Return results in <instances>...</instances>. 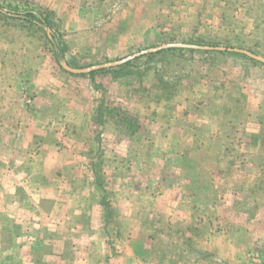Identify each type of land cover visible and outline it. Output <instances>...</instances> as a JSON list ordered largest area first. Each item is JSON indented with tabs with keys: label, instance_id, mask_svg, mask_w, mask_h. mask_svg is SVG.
I'll return each mask as SVG.
<instances>
[{
	"label": "rangeland",
	"instance_id": "rangeland-1",
	"mask_svg": "<svg viewBox=\"0 0 264 264\" xmlns=\"http://www.w3.org/2000/svg\"><path fill=\"white\" fill-rule=\"evenodd\" d=\"M88 1H91L89 5H93L94 10L85 12L91 17L86 19L84 16L82 20L84 25L89 24L86 28L88 32L84 31L79 37H76L78 34L74 36L73 32L65 33L61 26V18L64 17L53 10L56 22L53 21V28L49 27L50 34L55 32L63 41L66 36L68 39L76 38L74 42L69 41L65 51L61 50V62L56 58L51 44L46 39L47 35L42 30L32 32L30 28L17 27L13 22L4 24L5 17V21L1 18L0 65L7 67L6 64L11 63L14 58L13 68L17 70L18 65L23 63L24 70L33 74L39 70L38 67L50 70L60 66L62 62L74 68H87L121 60L142 50L168 43L201 40L208 43L207 46L228 49V52L209 55L211 60L208 59L209 56L203 58L197 55L192 63L173 55L161 59L145 58L138 62L140 69L149 65L153 67L145 80L129 71L121 74L113 71L99 72L77 89L84 90V97L86 90H94L98 103L99 99L104 97L105 107L108 109L114 112L127 111L138 117V135L135 136L138 138L135 140V137L130 138L136 133L131 136L124 133L116 122L115 115L109 114L107 122L101 126L110 134L117 133L118 138H113L111 134L104 137L106 140H102L101 144L96 140L92 142L95 149L89 155L78 157L83 166L91 164L93 159H98L101 165L104 164L106 170L101 174L90 171L86 175H78L77 179L95 180L98 175V179L103 180L105 193L109 191L106 187L119 189L120 194L112 195V199L120 203L119 207L124 210L125 215L130 211L131 204L127 201L129 193L134 191L138 195L137 201L140 203H136V219L128 221L123 217L115 218V222L121 223L123 227L122 239H128V234H123L131 222L137 228H143L144 222H148L149 229H164L165 239L168 241L170 231L171 236L180 235L178 232L173 233L174 229L189 230L195 227L198 229L197 239H205L210 230H215L221 232V240L217 244L218 254L222 256L219 257L223 258L222 262L228 264L225 235H228V229L237 226L241 216L249 218L247 221L242 219L240 224L246 222L249 226L250 233L253 234L251 243L253 239L257 241L254 236L257 233H260L258 240L264 239V145L254 136V132L264 128V123L258 122L260 115L261 122H264V65L253 62L249 57L230 53L231 48H239L264 57V0ZM67 2L69 0H0V8L3 14L10 15L12 10L17 8L51 10V6L59 9ZM105 22L112 25H107V43L104 46L95 48L92 44H78L79 39L83 37L88 36L90 40L100 37V34L95 35L93 31L99 33L102 28L100 25ZM16 52L21 57V64L16 62ZM173 62H179L180 67H176ZM189 64H195L194 79L189 77L184 80L186 89L183 88L181 93L169 100L174 105L171 113L175 114L166 123L162 118L161 103L155 96L143 92L139 93V96L133 91L141 84L152 88V72L156 66L167 65L169 71H174V68L184 69ZM9 68L11 69V65ZM131 68L136 70V65ZM216 86L222 88L216 94L219 97L214 100L211 94ZM40 89L42 87L38 88ZM57 90L61 94L60 99H63L62 94H76L66 87ZM25 92L29 93L26 100H31L29 95L33 91ZM64 101V108L52 110L53 117L68 113L70 102ZM199 101L212 105L214 109L219 105L218 109L228 116V122L225 124L216 116L217 120H202L200 110L195 106ZM218 102L222 103L223 107ZM31 104L26 103V116L31 112L35 113ZM185 110L188 114L184 118ZM48 111L50 109H44L40 113L45 115ZM155 112L158 114L154 115ZM95 114L96 109L89 120L93 119ZM86 123L87 120L85 125ZM56 127L59 128L60 125L56 124ZM202 127H210L213 135L219 133L216 136L218 139L216 138L214 143L208 142L209 147H195L192 150L196 135L199 134L198 129ZM98 128L101 130L100 125ZM98 128L95 133L99 131ZM76 131L75 136L80 139L82 134H85L84 131L82 134L79 132L80 128ZM231 136L233 139H228ZM169 137L178 140L172 141ZM41 146L44 147V144ZM96 149H99L101 155H96ZM103 158L106 160L103 161ZM152 187L157 188L154 190ZM158 188L161 190H157ZM150 190L153 196H159L158 199L148 200L147 197V201L143 202L145 198L139 195L149 193ZM4 191L5 189H0V196ZM101 205L107 211H110L109 207H113L112 204ZM146 211L148 217H151L148 220L144 218ZM151 213L152 216H149ZM193 213L198 217L197 220H185L189 219L188 214L193 217ZM110 217L112 216L107 218ZM181 242L182 239L178 244ZM257 245L259 244L255 242L253 247L249 246L247 257H256L257 252L253 251H256ZM245 264L252 262L249 260Z\"/></svg>",
	"mask_w": 264,
	"mask_h": 264
},
{
	"label": "crops",
	"instance_id": "crops-1",
	"mask_svg": "<svg viewBox=\"0 0 264 264\" xmlns=\"http://www.w3.org/2000/svg\"><path fill=\"white\" fill-rule=\"evenodd\" d=\"M89 3L91 1L69 0L62 8L51 6L50 11L64 17L61 18V26L65 33L73 32L79 37L84 31L88 32L89 24L84 25L82 20L84 16L91 18L85 14L94 10ZM107 25L112 24L105 22L100 25L99 33L93 31L95 35L100 34L97 39L83 37L78 44H92L95 48L104 46L107 43ZM75 39L66 36L64 42L69 45V41L74 42ZM15 55L16 62L21 64L19 53ZM10 62L7 67L0 65V189H5L0 196V264H227L218 254L221 232L215 230H210L205 239H197L198 230L183 229L193 237V243L180 244L183 251L180 256L160 255V246L153 237L158 233L147 227L148 222H144L143 228H137L131 222L123 234H128V239H122L123 227L115 222V218L135 220L136 203H140L138 195L134 191L129 193L130 211L125 215L120 203L112 199V195L120 194L119 189L106 187L109 191L105 193L103 180H99L98 175L95 180L77 179L78 175H86L90 171L101 174L106 170L98 159H93L89 164L91 167L80 164L78 157L89 155L95 149L92 142L98 140L101 144L111 134L118 138L117 133L110 134L101 125L100 130L98 123L89 120L98 105V98L95 99L94 90H86L84 97V90L77 89L92 77L72 72L62 63L50 70L38 67V71L30 74L24 70L23 63L16 70L13 68L14 58ZM40 87L45 94L42 89L38 90ZM60 87L70 88L76 94H62L63 99H60L61 94L57 90ZM26 90L33 91L29 103L35 108V113L28 116L25 113L28 106L26 95L29 94ZM64 100L70 102L68 113L53 117L52 110L64 108ZM44 109H50L48 114L40 113ZM84 120L88 121L86 125ZM56 124L60 127L57 128ZM75 128H80L81 134L85 132L81 139L75 136ZM96 128L99 131L95 133ZM152 188L155 190L157 187ZM151 190L139 195L145 198L143 202L158 199L159 196H153ZM101 204H112L113 207L107 211ZM144 214L145 220L151 218L147 211ZM110 215L112 217L107 218ZM191 215L188 214L189 219L185 220H197L194 213L193 217ZM239 219L237 226L228 229V235H225L228 264H245L249 260L252 264H264V239L258 240L260 233H257L254 235L257 241L253 239L251 243L253 234L249 226L246 222L240 224L242 219L247 221L249 218L241 216ZM177 231L174 229L172 232ZM255 242L259 244L253 251L257 252V260L247 257L249 246L253 247ZM169 250L166 247V251Z\"/></svg>",
	"mask_w": 264,
	"mask_h": 264
},
{
	"label": "trees",
	"instance_id": "trees-1",
	"mask_svg": "<svg viewBox=\"0 0 264 264\" xmlns=\"http://www.w3.org/2000/svg\"><path fill=\"white\" fill-rule=\"evenodd\" d=\"M5 17V20L3 19ZM1 18L5 21L4 24L13 22L18 26H22L23 29L26 28H30L32 30V32H37L38 30H42L47 36L46 39L47 41L51 44L54 54L56 55V58L59 60L60 56H61V50L65 51L66 50V44L63 41V39L61 40L57 34L51 33L49 34L47 32V28H53V21H55V17H54V12L50 11L48 9L45 8H40V9H33V8H17V9H13L10 15H5L3 14V10L0 8V20ZM7 22V23H6ZM56 22V21H55ZM21 27V28H22ZM34 34V33H33ZM187 44H194V45H209L208 43H205V41H189V42H184ZM224 50H220V49H201V48H192V47H170V48H163L160 49L158 51L155 52H149V53H145L142 54L140 56L135 57L134 59H131L123 64L117 65V66H111V67H106V68H100V69H96V70H92L90 72L87 73H83L84 75H90L91 77H93L96 73L99 72H116V73H122L124 71H129V73H135L137 74L138 78H140L141 80H145V78L147 76H149V72L151 71V69L153 68L152 66H148V67H143L142 69H140L139 67V61L142 59H149V58H165L167 55H173V56H177V57H181V58H185L189 61H194L197 55H201V57L206 58L209 55H215L216 53H224V52H228V49ZM230 53H234V54H239V55H243L246 57H249L253 62L255 63H259V64H263L264 62L259 61L245 53H241L239 51H235L232 50ZM206 55V56H205ZM208 59L211 60V57L209 56ZM174 64H176V67H180V63H176L173 62ZM136 65V70H132L131 67H134ZM169 65V64H168ZM62 67V66H61ZM169 67L166 65L165 67L161 66L155 67V70L152 72V78L154 79V84L152 86V88H147L145 85H140L138 88H136L133 92H136L135 94L138 95L139 93H148V94H152L153 96H155V98H157L159 100V102L161 103V114H162V118H164L166 120V123L169 121V118H172L174 116L175 113H171L172 110H174V105L169 101L171 99L172 96H176L179 93H181V91L183 90V88L186 89V85L183 82L184 80H187V78L189 77H194V73H195V64H189V66L184 67V69H175L174 71H169L168 69ZM194 79V78H193ZM99 87V86H98ZM222 86L218 87L216 86L215 89H213L212 91V98H214V100L216 98L219 97V95H216L218 92L221 91ZM27 89H29L27 87ZM141 94H139L140 96ZM163 96H165L166 98H164ZM221 96V95H220ZM29 97H31V94L29 95ZM216 97V98H215ZM105 98L102 97V99H99L100 102L98 103V105L96 106V116H94L93 120L98 123L99 125H103L107 122L108 117H110L109 114L115 115L116 119H117V123L120 126L121 130L126 133L127 135H134L135 133H137L138 128H139V123H138V117L137 115H133V114H129L127 111H118V112H114L112 111V109H108V107H105ZM209 102L210 99L208 98ZM219 103V102H218ZM221 107H223L222 103H219ZM196 108H198L200 110V113L202 115V117H200L202 120H217V118L219 119V121L223 120V123H227L228 122V116L225 114V112L223 113L219 108V105H217V108L214 109V107L208 103H205L204 101H199L196 105ZM169 111V112H168ZM158 113L155 112L154 115H157ZM188 114V111L185 110L183 113V117L185 118ZM217 118H216V117ZM261 118L262 116H259V123H264L263 121L261 122ZM232 122L229 121L228 124H230ZM209 124V123H208ZM206 124V126L208 125ZM211 126V125H210ZM199 134L196 135L197 139L195 138L194 141V145H193V149H195V147L197 149L199 148H204V147H209V143H214V141L216 140V138L218 139V134L213 135V131L212 129H204L199 128L198 129ZM219 132V131H218ZM254 136L256 139H260V142H262V144L264 145V128L261 127L260 131L258 132H254ZM170 139H172V137H169ZM155 139L157 140V137H155ZM228 139H233V136L228 137ZM174 140H178V138H173L172 141ZM181 140V139H180ZM209 142V143H208ZM207 143V145H205ZM154 225V223H153ZM155 226V225H154ZM195 228V227H194ZM196 230H198L197 228H195ZM164 229L162 228H158L156 229V232L158 233V235H154L153 237L156 238V240L158 241V243H156L158 246H160V255L166 256L168 254L172 255V256H180L183 254V251L181 250V245L178 244L181 239L182 242L181 244H188V245H192L193 243V237L192 236H188L184 231H182L183 229H178V234L180 233L179 236L174 237V235L171 236V231L169 232L168 235V239L170 241H168L167 239H165V234H164ZM190 230H193V228H190ZM184 232V233H183ZM175 233V232H174ZM160 236V237H159ZM174 238H177L174 239ZM180 240V241H179ZM166 247H168L170 250L166 251Z\"/></svg>",
	"mask_w": 264,
	"mask_h": 264
},
{
	"label": "water",
	"instance_id": "water-1",
	"mask_svg": "<svg viewBox=\"0 0 264 264\" xmlns=\"http://www.w3.org/2000/svg\"><path fill=\"white\" fill-rule=\"evenodd\" d=\"M47 32L50 34L49 28H47ZM170 47H192V48H201V49H214V48H216V49H221V50L225 49L224 47H211V46H202V45H194V44H187V43H168V44L160 45L158 47H153V48H149L146 50H142L138 53L132 54V55H130L124 59H121V60L112 61V62L103 63V64H98V65H94V66L87 67V68H73L70 65H68L66 62H62V64L66 69H68L72 72L87 73V72H90L92 70H96V69H100V68L117 66V65L123 64V63H125L131 59H134L135 57L140 56L142 54L149 53V52H155V51H158L160 49L170 48ZM230 50L240 51V52L245 53V54H247V55H249V56H251V57H253L259 61L264 62L263 56L256 55L249 50H244V49H239V48H231Z\"/></svg>",
	"mask_w": 264,
	"mask_h": 264
},
{
	"label": "built area",
	"instance_id": "built-area-1",
	"mask_svg": "<svg viewBox=\"0 0 264 264\" xmlns=\"http://www.w3.org/2000/svg\"><path fill=\"white\" fill-rule=\"evenodd\" d=\"M28 102H30V100H28ZM254 259L257 260L258 259V256L256 255V257H254Z\"/></svg>",
	"mask_w": 264,
	"mask_h": 264
}]
</instances>
